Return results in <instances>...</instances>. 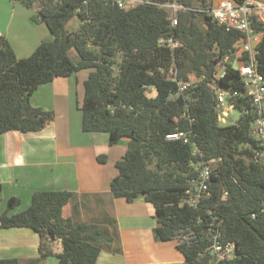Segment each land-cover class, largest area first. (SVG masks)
Segmentation results:
<instances>
[{
  "label": "trees",
  "instance_id": "16d2710c",
  "mask_svg": "<svg viewBox=\"0 0 264 264\" xmlns=\"http://www.w3.org/2000/svg\"><path fill=\"white\" fill-rule=\"evenodd\" d=\"M18 1L28 8L37 6L34 21L44 22L52 39L19 58L0 34V135L45 128L54 113L33 106L32 94L41 84L90 69L80 106L83 130L108 133L110 145L129 140L125 155L116 162L111 195L128 202L143 197L152 203L158 241L177 239L181 230L192 228L196 242L177 243L185 264H214L209 228L219 219L220 227L215 223L213 228H220L223 242L235 241L237 255L218 264H264V163L255 158L260 142L252 134L258 111L245 94L233 59L223 73L219 68L228 55L240 51L245 33L213 18V0H144L129 8L116 0ZM170 3L181 6L175 27L166 5ZM75 19L79 26L71 31L68 25ZM253 26L264 30L258 22ZM171 38L180 46H169ZM256 47L264 75V34ZM71 49L78 59L70 55ZM246 57L242 53L241 58ZM171 68L177 69L176 79ZM192 76L198 80L180 91L178 81L188 82ZM151 88L154 96L148 95ZM220 88L239 93L227 97L243 112L234 124L220 123ZM177 131L187 132L191 141L167 139ZM195 145L200 153H194ZM201 160L212 168L210 195L194 206L183 199ZM75 196L69 190L36 191L30 205L16 213L11 211L20 199L8 200L0 227H28L40 237V256L27 264H43L55 254L57 241L63 249L56 253L59 264H96L101 250L113 243L120 250L114 220L101 229L63 216L64 206ZM0 264L21 260L0 258Z\"/></svg>",
  "mask_w": 264,
  "mask_h": 264
},
{
  "label": "crops",
  "instance_id": "0c3cea01",
  "mask_svg": "<svg viewBox=\"0 0 264 264\" xmlns=\"http://www.w3.org/2000/svg\"><path fill=\"white\" fill-rule=\"evenodd\" d=\"M31 10L36 12L16 0H0V20L4 22L0 34L10 40L18 57H22L19 49L33 51L38 43L52 39L47 25L34 21ZM19 24L21 29L14 28ZM32 32L36 39L28 45L26 37ZM83 70L41 84L32 94L33 106L54 113L45 128L0 135V214L11 197L20 199L11 211L16 213L30 205L36 191H73L76 196L64 206V217L101 229L109 227V221L116 225L120 250H115L116 243L103 248L96 264H185L178 239L156 240L157 216L152 203L143 197L128 202L111 195L110 182L118 172L116 162L125 155L129 140L110 145L109 134L83 130L80 106L90 69ZM101 155L106 156L104 161L99 160ZM39 244L40 237L31 228L0 227V258H18L27 264L40 256ZM53 249L55 254L43 264H59L56 253L63 251L61 242H55Z\"/></svg>",
  "mask_w": 264,
  "mask_h": 264
},
{
  "label": "built area",
  "instance_id": "2783aa9c",
  "mask_svg": "<svg viewBox=\"0 0 264 264\" xmlns=\"http://www.w3.org/2000/svg\"><path fill=\"white\" fill-rule=\"evenodd\" d=\"M120 6L129 8L136 4L143 2L144 0H116ZM126 2H130L127 6ZM172 9V26L178 25L177 12L180 5L176 3L166 4ZM209 12L213 18L220 24L225 25L227 29H236L245 33L246 38L242 41L240 51L232 52L228 55L224 61L220 64L222 69L220 73H223L226 67V62L230 59L236 58L235 66L238 68L240 76L242 77L245 85V94L248 95L258 111V117L254 121L252 134L259 140L260 146L255 150V158L264 163V75L260 73L258 69L257 60V44L261 41L264 30H256L253 26L254 22L262 24L264 27V0H219L217 6H212ZM164 42V39L161 40ZM168 45L175 48L180 44L169 39ZM247 53L246 58H241L242 53ZM238 54V55H237ZM170 73L172 78L176 79L177 69L171 68ZM180 91L191 86L195 82L178 81ZM218 102L223 104L226 97L232 95L236 96L239 93L237 91H230L225 88L217 89ZM167 139L170 140H183L185 143L191 141L190 136L185 131H177L167 135ZM194 153H200L198 147L195 145ZM195 168L198 171V175L191 179V186L186 190L185 198L183 202H187L190 205L197 206L201 199L210 195V181L212 176V168L210 162L201 160L195 164ZM261 212L264 213V202L262 203ZM214 219H217L216 217ZM219 227L221 225V219L213 221L209 228L211 244L209 249L216 255L214 264H218L221 260L232 259L237 255V245L235 241L223 242L221 240L220 228H213L214 224ZM177 239L180 242L192 243L198 239L197 234L192 228L181 230Z\"/></svg>",
  "mask_w": 264,
  "mask_h": 264
},
{
  "label": "rangeland",
  "instance_id": "374dc122",
  "mask_svg": "<svg viewBox=\"0 0 264 264\" xmlns=\"http://www.w3.org/2000/svg\"><path fill=\"white\" fill-rule=\"evenodd\" d=\"M18 1V0H16ZM19 2V1H18ZM21 3V2H20ZM130 2H126L125 1V5H129ZM219 4V0H213V5L214 6H217ZM37 8V6H35V9ZM171 12H172V9H171ZM31 14H32V17H34V15L36 14V12H34L33 10H31ZM34 19V18H33ZM4 25V22L2 20H0V28H2ZM78 26H79V20L78 19H75L73 20L71 23H69L68 25V29L71 30V31H75L78 29ZM14 28H18V29H21V24H19V26H16L14 25ZM35 33H29L28 37H26L27 39V43L28 45L31 44V42H33L32 38L33 39H36L35 38ZM42 36V35H40ZM21 40L22 39H25V37H22L20 38ZM20 39H18V41H20ZM41 44V42H40ZM39 43L34 47L33 51H21L19 49V51L17 52L19 56H22V57H19V58H23V57H28L30 56L34 50L40 45ZM32 45H30L31 47ZM70 55L74 58V59H78V55L76 53L75 50L71 49L70 50ZM238 55V54H237ZM232 60V59H231ZM233 60L236 62V58H233ZM220 71L222 69L221 65H220ZM88 69H85L83 70V72L87 71ZM198 79L195 78V77H191V82H196ZM156 94V91L154 89H148V95L149 96H154ZM219 112H220V123L221 125H230V124H234L238 121L239 117L241 116V114L243 113L241 110L237 109V108H234L231 106V104L229 103V99L226 97V100L223 104H220L219 105ZM226 113V114H225ZM104 134H108V133H104ZM3 196V195H2ZM6 204V203H5ZM7 206V204L5 205Z\"/></svg>",
  "mask_w": 264,
  "mask_h": 264
}]
</instances>
